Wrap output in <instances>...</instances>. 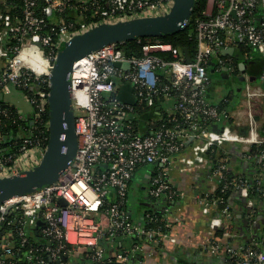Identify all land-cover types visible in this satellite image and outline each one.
I'll return each instance as SVG.
<instances>
[{"label": "built area", "instance_id": "built-area-1", "mask_svg": "<svg viewBox=\"0 0 264 264\" xmlns=\"http://www.w3.org/2000/svg\"><path fill=\"white\" fill-rule=\"evenodd\" d=\"M14 1L0 0V4L7 7ZM45 1V10L51 13L63 12L72 1L80 2L82 8L94 4L97 11L93 16L98 22L159 15L172 4V0ZM19 3L20 13L15 17L0 11V59L3 60L0 92L8 93L10 85L23 92L26 89L24 95L31 105L34 124L48 116L47 73L58 47L72 34L89 26L73 31L71 22L59 24L56 17L53 22L44 20L38 12V0H19ZM52 34L56 40L51 38ZM195 38L190 62L181 50L160 41L144 44L142 56L136 58L125 56L118 47L120 43H110L75 61L71 71L78 138L74 160L53 183L0 204V226L5 223L10 228L0 236V264H16L13 253L22 248L27 262L32 264H104L106 261L144 264L143 259L137 258L140 242L132 241L110 252L100 243L102 239L114 241L119 234L143 238L149 244L162 238L177 242L175 236L145 228L131 219L127 209L128 186L140 166L153 164L148 172L147 195L170 201L178 198L179 193L169 184L168 166L187 138L203 140L211 147L222 142L238 144L245 155L264 163V133L256 127L250 111L246 112L249 125L245 133L237 130L238 124L234 127L223 124L219 131L210 129L213 123H226L228 113L209 101L210 77L206 72L210 61L215 62V70L226 64L232 68V57L221 54L228 47H247L264 56V0H206L205 17L195 24ZM30 46H36L47 62L41 73L17 65L20 59H27ZM116 62L127 63L128 67H117ZM162 78L167 81L162 82ZM126 82L132 87L133 104L116 97L119 85ZM260 83L255 86L245 83L242 89L245 108H251L264 95V73ZM158 95L173 100V112L164 119L160 117L150 126L149 133H136L132 128L135 104L142 106ZM9 110L0 109V113L8 115ZM17 117L22 119L20 115ZM46 140L44 135L29 136L23 140L18 155H0V178L19 173L22 157L30 150H37L41 157ZM1 142H4L2 136ZM253 145L257 149L250 154ZM203 166V159L191 160L184 170ZM228 172L227 163L222 160L212 170L222 190L238 191L252 214L255 200H264L260 181L255 179L253 191L257 199H254L247 179L229 177ZM213 192H204L199 198L202 214L213 213L208 221L209 239L204 251L216 257L215 264H264L263 241L252 238L237 246L227 243L238 234L226 226L230 218L228 201L219 208L221 198H208ZM60 198L66 205L58 203ZM8 214L13 217L7 218ZM37 221L43 222L40 233L44 242L40 246L32 245L27 235L28 229L36 228ZM252 223L250 220V227ZM68 253L81 254L80 261H71Z\"/></svg>", "mask_w": 264, "mask_h": 264}, {"label": "crops", "instance_id": "crops-1", "mask_svg": "<svg viewBox=\"0 0 264 264\" xmlns=\"http://www.w3.org/2000/svg\"><path fill=\"white\" fill-rule=\"evenodd\" d=\"M232 47L236 49L241 48L238 46ZM253 53L254 51L249 49L246 50V52H243V57L246 63V71L244 74L240 71L237 58L233 57L235 67L237 65L239 73L245 78L243 87L247 81L253 86L261 84L260 76L263 73L262 68L264 67V56L258 54L260 55V58L255 59L253 58ZM247 62L252 64L250 69L247 66ZM2 65L3 60L0 59V68ZM215 88H218L222 92L221 88L218 85L211 83L210 79L207 86V97L211 103L220 106L222 110H225L228 113V120L226 123L218 122L216 124H211L210 129L212 131H219L222 129L223 124L231 125L229 124L230 119L232 120L231 123L235 124L233 126H236V124L239 125L237 130L240 133L247 132L249 125V113L246 112L250 111V114L255 120L256 127L264 133V95L258 97V99L252 104L251 108H245L242 101V92L239 97H236L231 93L225 94L222 92L224 96H222L217 103L212 102L210 98ZM231 97L234 98L233 103H230ZM13 99L18 101L16 94ZM166 100L156 106L158 109L155 107L157 113L160 114L163 112L167 115L168 113L173 112V107L171 105L172 102L170 103V101ZM9 105L15 108L18 115L26 119L22 109L18 108L13 103H9ZM216 147L217 148L215 149V155L213 158L216 161L215 165L220 160L226 162L228 171H230L233 175L232 177L236 179H248V177L252 176L251 180H259L261 187L264 190V163L261 162V160L245 155L240 150V146L238 144L222 142L216 145ZM210 148L212 147L208 146V144H206L203 140L187 138L184 140L179 152L173 156L171 164L168 166V181L170 186L179 193V196L174 200L168 201L169 205H165V207L164 204L166 200L165 198H161V200L164 201L161 209H164V211L167 212L166 220L168 222V233L166 234L168 236H175L177 238V242L171 243L167 240V238H162V240H160L161 244L159 241V243L157 242L153 244L142 241L137 258L143 259L144 264H177L178 259L185 262H191L192 264H215L216 257L207 253L203 249L208 243V221L209 217L213 213L211 211L210 214H202L199 203V198L204 192H213L219 185L216 181V177L212 174V170L215 165L212 164V157L208 154ZM39 157L40 154L37 150H30L28 154L23 155L22 164L24 165L22 166L30 168L35 162H37ZM201 159L204 160V166L202 168L192 171L184 170L188 161H198ZM139 171L140 169L135 172L132 180H134ZM147 173L145 172L144 175ZM144 175L141 174L140 178L143 179ZM253 197L254 199H257L255 194ZM241 199L242 197L239 196L238 191H233L231 196L228 198L230 218L226 226L228 230L235 234L237 233L238 235L227 241V243L232 246H237L244 243L245 240L252 238H254V240L263 241L264 243V200H255L254 212L251 214L250 210L244 206L245 204H243ZM128 201H130V198ZM130 208L131 207L128 203V210L132 215ZM139 218L140 213H138V218L134 221H138ZM250 220L253 221L252 227H250L249 224ZM255 229H257L258 236H254L253 232ZM105 241L106 243H109L105 246L108 252L115 251L119 249L120 246H128L132 242L130 239L121 240V238H116L114 241ZM77 261L79 262L80 260L78 259Z\"/></svg>", "mask_w": 264, "mask_h": 264}, {"label": "water", "instance_id": "water-1", "mask_svg": "<svg viewBox=\"0 0 264 264\" xmlns=\"http://www.w3.org/2000/svg\"><path fill=\"white\" fill-rule=\"evenodd\" d=\"M194 2L195 0H172L169 10L159 15L120 19L113 22H98L72 34L67 40L61 42L47 73L48 134L44 151L38 163L30 169L23 173H14L0 178V204L13 197L33 192L53 183L74 160L78 138L74 126L71 71L75 61L106 44L123 43L141 37H159L174 34L187 25ZM34 40L37 41V37ZM36 45L41 46L38 41ZM192 50V47L181 50L188 62L191 61ZM221 54L237 58L241 73H245L246 63L240 49L228 47L222 49ZM254 54H258V52L255 51ZM114 65L124 69L128 67V64L124 62H116ZM214 66L213 61L208 63L206 72L209 76H213ZM222 70L226 71V67ZM262 71L264 73V67ZM238 81L244 82V76L238 77ZM113 83H116V80H113ZM9 88L8 93L3 94L0 92V100L13 103L22 109L26 119L30 124H33L32 108L27 102L23 91H19L13 85H10ZM15 94L18 101L13 99ZM116 97L119 101L128 104H133L135 101L132 87L128 82L119 85ZM151 165L153 164L148 166ZM103 167H106V165L103 164ZM148 176L149 173L144 175L143 183L147 182ZM146 198L144 197V199ZM241 200L244 204V198ZM58 203L66 205L65 200L62 198L58 200ZM42 225L43 222L37 221L36 228ZM253 233L254 236H258L257 229ZM104 264L120 263L106 261Z\"/></svg>", "mask_w": 264, "mask_h": 264}, {"label": "trees", "instance_id": "trees-1", "mask_svg": "<svg viewBox=\"0 0 264 264\" xmlns=\"http://www.w3.org/2000/svg\"><path fill=\"white\" fill-rule=\"evenodd\" d=\"M20 3L19 0H15L12 4H9L7 7H3L0 4V11L4 14H9L12 17H15V15H19L20 13ZM38 12L43 17L44 20L53 22L55 17L58 19L59 24H67L69 22L73 23V31H78L86 28L87 26H90L91 24L98 22V18L93 16L94 13H96V9L94 7V4L87 7L82 8L80 2L72 1L70 5L63 11V12H57L54 11L53 13L46 11V1L45 0H38ZM205 9H206V0H195L193 5V10L191 13V16L189 18V21L187 25L179 30L178 32L167 35V36H159V37H141L134 40L125 41L123 43L118 44V47L123 51L124 55L133 58V57H140L142 56V47L144 44L148 42H154V41H160L165 43H170L173 47L182 50L183 48H194L196 43L195 38V24L197 20L203 19L205 17ZM12 19V18H11ZM51 38L53 40H56L55 34L51 35ZM60 46L58 47L57 51L59 50ZM249 48L247 47H241L240 50L243 52H246ZM251 50V49H249ZM254 51V50H251ZM255 53V51H254ZM253 58L258 59L260 58V55L254 54ZM233 58V57H232ZM234 59V58H233ZM236 70H238L236 65ZM162 82H166L167 79L162 78ZM24 92H28L26 89H24ZM166 98L163 97V95L153 96L151 100L148 103H144L142 106H137L135 104L134 113L132 115V128L136 133L139 134H147L149 133L152 125H155L157 123V120L161 117L164 119L166 117V113L161 112L160 114L157 113L155 110V107L157 105H160L161 102L165 101ZM167 101V100H166ZM170 103L173 100H168ZM172 105V104H171ZM9 108L10 114L4 115L0 113V136L4 138V142L0 143V155H8L12 154L13 156H16L20 153L18 150L19 147L22 145V142L27 137H35L37 135H44L47 136V126H46V116L43 118L42 121L37 120L34 122V124H30L28 120L18 118V113L15 110L14 107H11L8 102L0 100V109ZM172 108V107H171ZM150 122V124H149ZM232 120L229 119L230 126H233V123H231ZM144 126V127H143ZM46 143V142H45ZM216 145H214L212 148L209 149L208 154L212 157V164L215 165L214 155H215V149ZM259 148V147H258ZM257 149L255 145L251 146L250 154L254 152ZM214 150V151H213ZM221 151V150H220ZM210 157V158H211ZM146 168H149L150 170L153 168V166H147ZM264 167V166H263ZM143 166H140L138 169L142 170ZM228 176L232 177V173L229 171ZM252 176L248 177L247 181L250 185V191L251 194L254 195V184L255 179H252ZM132 179L129 182L128 186V193L127 197L129 200V189ZM148 182V180H147ZM141 185L145 184L141 180ZM222 184H219V187L209 195L208 198H221L223 202L218 204L219 208L223 207V203L228 201L229 196H231V193L233 192L230 188H225L222 190ZM149 197V196H148ZM147 199L151 200H159V199H153L151 197L144 199L140 198L139 203V213L140 218L138 222L141 223L145 228L148 229H154L157 231H160L162 233H168V222L166 220L167 212L164 211V209H161V206H156V208L150 207V202ZM262 199V198H261ZM259 198L258 200L261 201ZM263 200V199H262ZM128 203L127 202V209H128ZM149 203V204H148ZM168 203V204H167ZM165 205H169L168 201H165ZM147 214L149 216H147ZM7 218H12L13 215L8 214L6 215ZM132 219V216H131ZM9 227L3 223L0 226V236L7 231H9ZM5 232V233H4ZM29 242L32 243V245L40 246L43 244L44 239L40 233V227L34 228V229H28L27 232ZM117 238H121V240L130 239L131 241L136 242H142L144 241L143 238H136V237H128L124 236V234H119ZM100 242H102V245L105 247L109 243H106L105 239H102ZM105 242V243H104ZM160 242V240H159ZM158 242V243H159ZM104 243V244H103ZM118 244V243H117ZM161 244V242H160ZM158 244V245H160ZM120 248V247H119ZM24 250L25 248H22L19 251H14L13 258L16 262V264H32L30 262H27L26 258L24 257ZM68 258L71 260H77L78 257L82 256L76 255V254H67ZM177 264H192L191 262H185L181 259L177 260Z\"/></svg>", "mask_w": 264, "mask_h": 264}, {"label": "rangeland", "instance_id": "rangeland-1", "mask_svg": "<svg viewBox=\"0 0 264 264\" xmlns=\"http://www.w3.org/2000/svg\"><path fill=\"white\" fill-rule=\"evenodd\" d=\"M224 96L223 93L218 89V88H215L211 94V98L210 100L214 103H217L220 98ZM234 102V98L231 97L230 99V103H233ZM21 167L19 168V173H23L24 171L30 169L28 167H25V166H22L24 164H19ZM33 167V165L31 166ZM150 169L149 168H146L143 167L142 168V171L140 170L139 173L136 175V177L134 178V180L131 181V184H130V189H129V197H130V201H129V206L131 207V211H132V219L133 220H136L138 218V213H139V201H140V198H143V194L146 193V189H144L145 192L142 193L143 191V185H141V180H143L142 178H140L141 174L144 175V173L146 172H149ZM143 172V173H142ZM145 187H146V184H145ZM146 197V196H145ZM148 201L150 202V207L151 208H156V206H163L164 204V201H162L161 199L159 200H149ZM149 204V203H148ZM159 206V207H160ZM164 207H165V204H164ZM163 207V208H164ZM262 231V230H261ZM260 231V232H261Z\"/></svg>", "mask_w": 264, "mask_h": 264}, {"label": "flooded vegetation", "instance_id": "flooded-vegetation-1", "mask_svg": "<svg viewBox=\"0 0 264 264\" xmlns=\"http://www.w3.org/2000/svg\"><path fill=\"white\" fill-rule=\"evenodd\" d=\"M251 65L252 64L247 62V66L249 69ZM231 66L232 68H230L226 64L222 66L220 70L214 69L213 76L211 75L209 77L211 79V83L218 85L221 88L222 92H224L225 94L231 93L232 95L239 97L243 89V82L238 81V77H240L241 74L239 73L238 70H236L234 59L232 61ZM224 67H226V71L222 70ZM145 184H146V187H145ZM145 184L143 185L142 193L145 192L144 189H146V193L143 194L144 195L143 197L146 196L147 198H149L147 195L148 182H146Z\"/></svg>", "mask_w": 264, "mask_h": 264}, {"label": "bare ground", "instance_id": "bare-ground-1", "mask_svg": "<svg viewBox=\"0 0 264 264\" xmlns=\"http://www.w3.org/2000/svg\"><path fill=\"white\" fill-rule=\"evenodd\" d=\"M26 56L27 59H25V61L22 59L19 60L17 63L18 67L29 66V68L37 74L43 72L47 67L46 60L41 56V53L36 46H30L26 52Z\"/></svg>", "mask_w": 264, "mask_h": 264}]
</instances>
